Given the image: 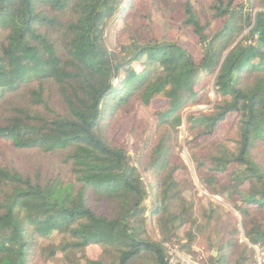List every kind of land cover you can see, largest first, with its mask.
<instances>
[{
  "label": "trees",
  "instance_id": "1",
  "mask_svg": "<svg viewBox=\"0 0 264 264\" xmlns=\"http://www.w3.org/2000/svg\"><path fill=\"white\" fill-rule=\"evenodd\" d=\"M171 6L198 58L154 21ZM262 246L264 0H0V264H257Z\"/></svg>",
  "mask_w": 264,
  "mask_h": 264
},
{
  "label": "rangeland",
  "instance_id": "2",
  "mask_svg": "<svg viewBox=\"0 0 264 264\" xmlns=\"http://www.w3.org/2000/svg\"><path fill=\"white\" fill-rule=\"evenodd\" d=\"M173 1V0H171ZM176 2L180 1V0H174ZM208 2V0H192V4L194 5V7L197 10L203 9L204 8V4H206ZM167 5V4H165ZM124 8L126 7L125 5L123 6ZM169 7V6H168ZM170 11L167 9H163V10H155L154 14H153V19L154 21L162 28L165 29V31L167 32V34L169 35V37L172 40L177 41L179 44L183 45L184 47H186L189 52L195 57L198 58V52H197V48H196V39L192 36V35H188V36H184L183 34H181L179 32V30L174 26V23L172 21H169V18H173L175 17L174 15V11L175 8L173 6H171ZM122 27V20L119 17H115L111 23L108 24V27L106 29V40H110L113 39L112 35L113 33L120 29ZM217 28V24H213V29ZM115 83V82H114ZM212 96V95H211ZM213 98V96H212ZM207 109V107L205 106H200V107H194L192 108V111L194 110H205ZM138 113L140 115L143 116H147V111H145L144 109H139ZM130 123V119L129 120H125L122 122V124L119 126L118 129L114 130L112 132V134H114L115 132H117L116 136L117 138H119L122 134L125 133L126 128L129 126ZM224 134V129L222 127H219V129L217 130V133L215 135V139L222 137ZM186 133L184 131V127L181 128L180 133H179V137H178V143H179V154L180 157L183 159V161L185 162V164L187 165L189 171L191 172V176L193 178L194 184L197 187L198 191L200 194H204V192L200 189V187L198 186L195 174L193 172V167L192 164L190 162L188 153L183 145L184 143V139H185ZM131 142V139H126L124 141L125 146H129ZM214 201L219 202V199L217 197H212L211 198ZM148 232L152 235V231L150 229V226L148 227ZM214 252V251H213ZM215 253V252H214ZM212 254V252H211ZM89 256L91 258L95 257V251L90 250L89 251ZM179 257L182 261L184 262H188V263H195L192 260V256L185 254V253H179ZM197 264V263H196Z\"/></svg>",
  "mask_w": 264,
  "mask_h": 264
},
{
  "label": "built area",
  "instance_id": "3",
  "mask_svg": "<svg viewBox=\"0 0 264 264\" xmlns=\"http://www.w3.org/2000/svg\"><path fill=\"white\" fill-rule=\"evenodd\" d=\"M254 249L257 253V264H263L264 263V246H262L261 248L255 247ZM168 264H196V263L184 262L180 259L179 253H177L175 250H170Z\"/></svg>",
  "mask_w": 264,
  "mask_h": 264
},
{
  "label": "water",
  "instance_id": "4",
  "mask_svg": "<svg viewBox=\"0 0 264 264\" xmlns=\"http://www.w3.org/2000/svg\"><path fill=\"white\" fill-rule=\"evenodd\" d=\"M212 255L215 256V253L212 251Z\"/></svg>",
  "mask_w": 264,
  "mask_h": 264
}]
</instances>
